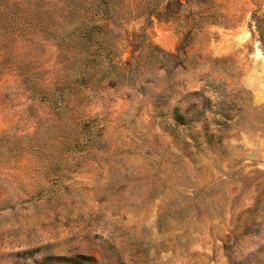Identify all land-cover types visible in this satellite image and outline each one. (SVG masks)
Wrapping results in <instances>:
<instances>
[{"label": "rangeland", "instance_id": "obj_1", "mask_svg": "<svg viewBox=\"0 0 264 264\" xmlns=\"http://www.w3.org/2000/svg\"><path fill=\"white\" fill-rule=\"evenodd\" d=\"M169 1L0 0V264H264V0Z\"/></svg>", "mask_w": 264, "mask_h": 264}, {"label": "trees", "instance_id": "obj_2", "mask_svg": "<svg viewBox=\"0 0 264 264\" xmlns=\"http://www.w3.org/2000/svg\"><path fill=\"white\" fill-rule=\"evenodd\" d=\"M108 2L109 1H104L105 4L101 8L102 12L104 13L105 19H109L110 18ZM173 4H176V5H178V7H181V0H177L176 3H175V1L174 2L173 1L167 2L166 5L163 8V12H161V13L159 12L158 15L160 17L171 18L174 14L170 12V6L173 5ZM86 28H88V30H86V31H90V33H92V31H94L97 28V26L96 25H92V26L86 27ZM88 36H91V34H89Z\"/></svg>", "mask_w": 264, "mask_h": 264}]
</instances>
